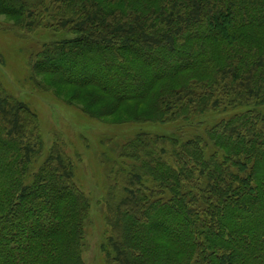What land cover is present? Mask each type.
<instances>
[{
  "label": "trees",
  "instance_id": "1",
  "mask_svg": "<svg viewBox=\"0 0 264 264\" xmlns=\"http://www.w3.org/2000/svg\"><path fill=\"white\" fill-rule=\"evenodd\" d=\"M0 16L61 35L32 78L92 118L200 127L246 108L122 147L105 264H264V0H0ZM37 132L0 82V264H84L89 202L71 162L33 163Z\"/></svg>",
  "mask_w": 264,
  "mask_h": 264
},
{
  "label": "rangeland",
  "instance_id": "2",
  "mask_svg": "<svg viewBox=\"0 0 264 264\" xmlns=\"http://www.w3.org/2000/svg\"><path fill=\"white\" fill-rule=\"evenodd\" d=\"M60 37V34L43 29L27 35L16 29L8 18L0 16V82L10 95L24 102L37 115L38 132L35 137L43 143V148L33 163L41 167L49 159L58 161L63 158L73 165L74 179L89 202V215L84 224L83 262L105 264L103 246L110 235L105 199L109 194L110 180L115 183L123 178L120 174L112 176L111 169L114 163L128 168L134 162L120 157L122 147L141 133L178 134L191 138L246 108L209 114L198 120L202 122L200 127L181 122L139 124L124 121L128 117L122 114L105 120L92 118L65 92L42 88L38 85L41 80H37L38 83L32 78L33 56L44 43Z\"/></svg>",
  "mask_w": 264,
  "mask_h": 264
}]
</instances>
